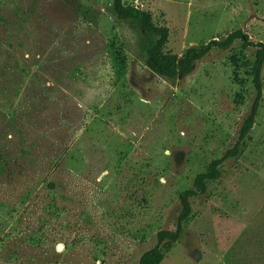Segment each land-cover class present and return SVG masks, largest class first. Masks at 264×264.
I'll use <instances>...</instances> for the list:
<instances>
[{
	"label": "rangeland",
	"instance_id": "obj_1",
	"mask_svg": "<svg viewBox=\"0 0 264 264\" xmlns=\"http://www.w3.org/2000/svg\"><path fill=\"white\" fill-rule=\"evenodd\" d=\"M125 3L169 30L166 53L239 30L264 43V0ZM255 52L237 44L172 81L113 0H0V264H138L236 143ZM192 207L162 264H264V92L241 154Z\"/></svg>",
	"mask_w": 264,
	"mask_h": 264
},
{
	"label": "trees",
	"instance_id": "obj_2",
	"mask_svg": "<svg viewBox=\"0 0 264 264\" xmlns=\"http://www.w3.org/2000/svg\"><path fill=\"white\" fill-rule=\"evenodd\" d=\"M113 11L116 18L122 22L136 25L145 42L146 66L155 75L176 81L190 77L197 65L214 53H225L240 45L242 51L255 50V62L251 70L252 84L255 98L250 112L242 124L236 143L226 151L224 156L210 163L204 174L198 175L192 188L180 195L181 211L173 231H161L157 234V245L145 252L138 264H162L167 253L182 238L187 226L194 220L195 214L192 201L205 197L209 185L219 181L222 177V167L230 160L236 159L242 152L243 143L249 138L261 107L264 82V43L253 42L248 35L239 30L219 40H212L207 44L191 48L182 56L166 53L169 41V30L157 26L150 13L138 7L128 6L125 0H113Z\"/></svg>",
	"mask_w": 264,
	"mask_h": 264
}]
</instances>
